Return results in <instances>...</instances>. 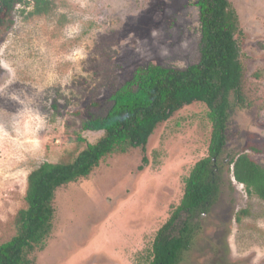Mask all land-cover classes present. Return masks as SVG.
Returning a JSON list of instances; mask_svg holds the SVG:
<instances>
[{"label": "rangeland", "instance_id": "rangeland-1", "mask_svg": "<svg viewBox=\"0 0 264 264\" xmlns=\"http://www.w3.org/2000/svg\"><path fill=\"white\" fill-rule=\"evenodd\" d=\"M49 1V15L27 16L31 5H17L0 26V244L16 233L28 174L42 163L72 162L101 139L103 132L83 131L82 123L102 118L110 96L138 69L182 70L199 61L197 0ZM229 3L244 92L254 104L231 114L222 157L244 153L264 167V153L247 148L264 146V0ZM210 135L205 104H171L145 146L108 153L87 177L56 192L46 246L29 258L148 264L154 236L207 156ZM221 168L223 192L200 217L179 264H264V203L233 181L226 161Z\"/></svg>", "mask_w": 264, "mask_h": 264}, {"label": "trees", "instance_id": "trees-1", "mask_svg": "<svg viewBox=\"0 0 264 264\" xmlns=\"http://www.w3.org/2000/svg\"><path fill=\"white\" fill-rule=\"evenodd\" d=\"M17 5H31L27 16H47L52 11L49 0H0V26ZM196 7L199 61L182 70L160 66L138 69L110 96V107L102 118L82 123L83 131L103 132L101 139L87 143L72 162L42 163L28 174L26 208L17 212L15 235L0 244V264H35L29 255L46 246L56 192L87 177L108 153L126 146H145L157 124L168 117L171 104H205L211 135L207 156L192 167L178 206L154 236L148 264H179L182 253L190 250L200 230V217L211 211L223 192L224 161L227 174L243 186L247 196L264 203V167L244 153L222 157L231 114L254 104L244 92L245 70L234 38L240 34L238 18L229 0H197ZM76 140L86 143L81 137ZM247 148L255 154L264 153V146ZM246 214L242 211L236 222Z\"/></svg>", "mask_w": 264, "mask_h": 264}]
</instances>
